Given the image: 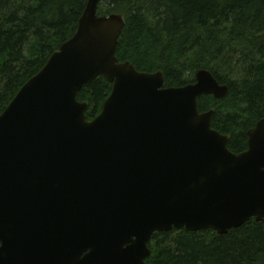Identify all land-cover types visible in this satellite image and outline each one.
I'll use <instances>...</instances> for the list:
<instances>
[{
  "label": "water",
  "instance_id": "95a60500",
  "mask_svg": "<svg viewBox=\"0 0 264 264\" xmlns=\"http://www.w3.org/2000/svg\"><path fill=\"white\" fill-rule=\"evenodd\" d=\"M100 3L0 115V264H146L155 233L264 224V120L230 152L197 106L227 87L199 70L164 88L119 63L124 19ZM98 77L111 92L87 121L77 94Z\"/></svg>",
  "mask_w": 264,
  "mask_h": 264
},
{
  "label": "trees",
  "instance_id": "16d2710c",
  "mask_svg": "<svg viewBox=\"0 0 264 264\" xmlns=\"http://www.w3.org/2000/svg\"><path fill=\"white\" fill-rule=\"evenodd\" d=\"M87 0H0V115L50 55L76 32ZM98 16L118 15L124 29L115 57L138 72L161 71L164 88L194 83L207 70L228 89L222 100L202 97L199 113L214 109L211 127L230 136L240 154L247 133L264 120V0H101ZM111 85L96 78L77 94L94 119ZM146 264H264V224L250 220L217 237L211 230L155 233Z\"/></svg>",
  "mask_w": 264,
  "mask_h": 264
}]
</instances>
